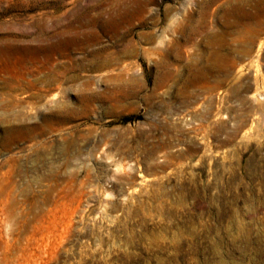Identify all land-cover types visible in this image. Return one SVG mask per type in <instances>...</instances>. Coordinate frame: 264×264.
<instances>
[{
  "label": "rangeland",
  "instance_id": "obj_1",
  "mask_svg": "<svg viewBox=\"0 0 264 264\" xmlns=\"http://www.w3.org/2000/svg\"><path fill=\"white\" fill-rule=\"evenodd\" d=\"M0 70V264H264V0H0Z\"/></svg>",
  "mask_w": 264,
  "mask_h": 264
},
{
  "label": "bare ground",
  "instance_id": "obj_2",
  "mask_svg": "<svg viewBox=\"0 0 264 264\" xmlns=\"http://www.w3.org/2000/svg\"><path fill=\"white\" fill-rule=\"evenodd\" d=\"M101 1V0H100ZM218 4V3H217ZM262 4V3H261ZM146 6V5H145ZM260 4L258 5V3L256 4V5H254V6H252V8L253 9H255V11H254V13H258V12H260ZM143 8H145L144 7V5L142 4V3H139L138 4V6H137V8H129V6H127V5H124L123 6V11L122 12H120V13H118V12H116V13H114V12H110L108 15H106V13H107V10L105 9V8H103V7H100L99 8V11L96 13V21H97V23H100L101 25H102V27H105V28H107V29H109L110 31H112V32H114L115 34H117V37H118V40L119 41H123L129 34V31H127V32H125V33H120V27H121V24L124 22V21H130L133 17H135V16H137V15H139V14H141V12H142V10H144ZM251 8V9H252ZM252 9V10H253ZM259 14V13H258ZM74 16V15H73ZM169 19V18H168ZM100 25V26H101ZM95 29V28H94ZM131 29V28H130ZM246 29V28H245ZM254 29V28H253ZM99 33V32H98ZM98 33H97V35H98ZM105 33V32H104ZM102 34V33H101ZM97 35H95V36H97ZM111 35V34H110ZM250 35H253V33H251L250 32ZM256 35V34H255ZM255 35H253V37L255 36ZM99 36V35H98ZM76 37V36H75ZM152 37V36H151ZM4 38V37H3ZM97 38V37H96ZM149 38H150V36H149ZM98 39V38H97ZM127 39V38H126ZM69 40V39H68ZM72 40H74V39H72ZM77 41V40H76ZM67 42H69V41H67ZM71 42V41H70ZM20 43V42H19ZM62 41H59V42H57V43H55L54 45H52V48H61V46H62ZM74 43V42H73ZM72 43V44H73ZM20 45H22V44H20ZM41 45V44H40ZM64 45V44H63ZM17 46H18V44H17ZM15 47V46H14ZM46 47V46H45ZM136 47V46H135ZM7 48H9V46L7 47ZM11 48V47H10ZM17 48V47H16ZM47 48V47H46ZM84 48V47H83ZM57 49V50H58ZM6 50V49H5ZM40 50H43V52H44V47H42V46H40V47H35V46H25L24 45V47H21V46H19L18 48H17V51H24V52H26V53H29L30 54V56H31V58L32 59H35V58H37V54L40 52ZM46 50V49H45ZM53 50V49H52ZM4 51V50H3ZM7 51V50H6ZM5 51V52H6ZM54 51H55V49H54ZM137 50H136V48H134V46H133V44H132V42L131 41H129L128 43H127V46L125 47V49H123V54L124 55H126V56H128V55H133V53H135ZM12 52V51H11ZM46 52V51H45ZM19 54V53H18ZM40 54V53H39ZM16 55V54H15ZM6 56V55H5ZM3 57V56H2ZM7 57V56H6ZM29 57V56H28ZM21 58V57H20ZM19 58V59H20ZM110 61L111 60H109L108 62H107V64L108 63H110ZM124 66V65H123ZM60 69V68H59ZM58 69V70H59ZM108 70V69H107ZM110 70V69H109ZM11 71H13V74L12 75H14V77L13 76H11V77H13L14 79H16V80H19L20 81V79H21V77H23V75L25 74V71L24 70H0V79L2 80V81H4L5 83H6V81H8V79H9V75H6V76H2V73L3 72H9V73H11ZM30 71H32V70H30ZM37 70H33V72H36ZM42 74H39V76L38 77H35L34 79H32L31 81H30V87L31 88H34V87H36L37 85H40L41 87L36 91V92H38L37 94H36V96L39 98V100L41 99V100H43L45 97H46V95H47V91H49V89L51 88L50 86H52V84H53V81L55 80L56 81V79L57 78H55L54 80H51V78L48 76V73H46V71L45 70H39ZM60 71V70H59ZM61 73V72H60ZM7 74V73H6ZM59 74V73H58ZM8 76V77H7ZM59 76V75H58ZM61 76H62V74H61ZM25 77H27V75L25 76ZM113 78V77H112ZM108 79V78H107ZM10 80H12V79H10ZM22 80V79H21ZM24 80V79H23ZM29 80V79H28ZM61 80V79H60ZM133 80V79H132ZM13 81V80H12ZM11 82V81H10ZM2 84H3V82H2ZM55 84V83H54ZM57 84V83H56ZM29 85V84H28ZM7 86V85H6ZM26 86H27V84H26ZM55 86V85H54ZM35 92V93H36ZM2 95V94H1ZM33 95H35V94H33ZM55 95V94H54ZM26 96V95H25ZM36 97V98H37ZM108 97V96H107ZM37 98V99H38ZM47 98V97H46ZM5 99V98H4ZM3 100V99H2ZM15 100V99H14ZM18 100H20V99H18ZM17 100V102H16V100L15 101H7V99L4 101H2L1 103H0V108H2L3 109V111H0V115L2 116V115H5L6 117H16V118H18L21 114H22V111L21 110H19V109H16V107L18 106V104L19 103H21L20 101H18ZM24 102V101H23ZM22 102V103H23ZM21 103V104H22ZM16 110H15V109ZM18 108V107H17ZM3 121V120H2ZM41 126V125H40ZM10 130V129H9Z\"/></svg>",
  "mask_w": 264,
  "mask_h": 264
}]
</instances>
